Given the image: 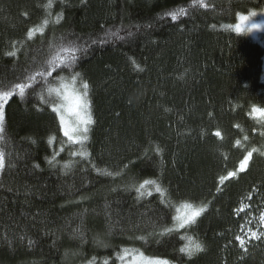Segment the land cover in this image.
I'll use <instances>...</instances> for the list:
<instances>
[{"label":"trees","instance_id":"16d2710c","mask_svg":"<svg viewBox=\"0 0 264 264\" xmlns=\"http://www.w3.org/2000/svg\"><path fill=\"white\" fill-rule=\"evenodd\" d=\"M261 10L264 0H0V87L55 55L70 62L68 41L82 49L74 68L57 61L5 104L0 264H124V249L171 264H264V239L247 253L235 241L241 206L264 211V115L254 110H264V34L233 25ZM74 73L94 121L83 144L37 95L57 99L46 82ZM253 147L247 171L221 182ZM145 180L155 183L136 191ZM184 203L204 211L181 228ZM192 242L203 250L180 251Z\"/></svg>","mask_w":264,"mask_h":264},{"label":"snow or ice","instance_id":"6c2138e0","mask_svg":"<svg viewBox=\"0 0 264 264\" xmlns=\"http://www.w3.org/2000/svg\"><path fill=\"white\" fill-rule=\"evenodd\" d=\"M195 2V0H194ZM51 0H49V4ZM183 12V9L181 10ZM172 19L175 20L177 18L176 13H171ZM255 15V13H252ZM249 19L246 15H239V20L243 23ZM44 25L47 26L49 21L47 19L44 20ZM242 23L236 24V31H242ZM256 27V25H253ZM34 29H29L26 38L32 39L34 35ZM42 34V33H41ZM116 35V33H113ZM96 41H93L95 43ZM105 41H101L103 43ZM12 50L7 53V55L15 57L17 56V52L19 49L16 47V42L12 44ZM70 53V62L65 63L64 60L61 59L59 55H55L50 61L47 62V66H41L40 68H36L32 71L25 70V76L22 81L15 82L11 85H4L0 87V142H7V133L5 127V104L12 98L18 91L19 95L23 97L26 94V90L33 87V83L36 81L37 77L41 80L44 77L51 76L52 72L49 71V67L55 69L57 67V61H60L61 64V71H64L69 68H74L75 63L78 60V57L75 55L76 52L81 51L75 41H68L66 47L62 49ZM67 59V58H65ZM79 73H74L72 75V80L75 82L77 77H79ZM47 92L49 96L52 93L56 94L57 99L48 100L44 97L41 93H37L39 95L41 101L43 103H52V111L57 113L59 118V124L63 131V135L68 138L69 141H75L76 143L83 144L84 141L88 139L89 133V126L94 123L92 114L90 112V104L88 101V88L89 85L87 83L82 84V88L80 90L77 89H69L68 84L61 83L60 87H53L50 85V82H46ZM7 90H4V89ZM57 100L59 102H57ZM255 111H260L261 115H264V110L254 109ZM216 136H220V132H216ZM247 139V137H245ZM240 141H237L239 144ZM259 151L256 148H252L251 151H248L246 155L239 162V168L236 171H231L228 173L227 176H221L220 181L223 182L226 179L233 178L238 176L239 173L247 171L248 165L250 160L253 156L254 152ZM261 155H264V151L260 152ZM6 166V153L3 148H0V171H2ZM111 175V173L109 174ZM116 175H120V173H116ZM155 181L145 180L143 183L136 188V191L140 192L142 189L145 188L146 185L154 184ZM162 188L160 185H156V192H162ZM151 193H149L150 195ZM248 199H251V194H249ZM182 208L186 211L183 214L177 215L174 219L178 222L179 227L183 228L186 225L193 224L196 219L202 214L204 211L203 208L194 207L192 204L184 203ZM179 211V210H178ZM238 211H244V207L242 206ZM259 223L264 225V211L260 212L259 215ZM172 229H167L166 232H171ZM166 234L162 232L161 235ZM138 239H144L143 237H139ZM264 239V231H254L251 227H249L246 231L244 230L243 225L241 226V234L235 236V241L238 242L240 249L247 253L248 251V244L251 241L256 240L260 241ZM203 250V246L200 243L192 242L190 246L186 248H181V252H186L188 255H193L196 252H200ZM124 255H121L119 259L124 261L127 256L131 255V260L128 261V264H170L167 259L159 258V257H148L142 251L139 250H129L124 249ZM107 264V262H105Z\"/></svg>","mask_w":264,"mask_h":264},{"label":"rangeland","instance_id":"374dc122","mask_svg":"<svg viewBox=\"0 0 264 264\" xmlns=\"http://www.w3.org/2000/svg\"><path fill=\"white\" fill-rule=\"evenodd\" d=\"M246 16L249 17L247 21H244L242 23L240 20H238V22L233 25V28L236 30V27H235L236 24L242 23V31L246 30L244 32L248 33L252 38L262 42L260 40V35L264 34V10H261L255 13V15H252V13H250V14H247ZM253 25H256V27H253ZM262 45H264V42H262ZM263 79H264V64H263ZM61 83L68 84L70 90L72 89L80 90L82 88V85L75 84L74 81L69 82L67 80L61 81L57 87H60ZM57 102L59 101L57 100ZM243 207H244V211H242L241 213H245L244 222L242 224L244 227V230L246 231L249 227H251L254 231H264V225H261L259 223V215H260L258 214L259 209L252 207L251 204H249V206L245 204L243 205ZM184 211L186 210H183L181 214H183ZM240 234H241V230H240ZM148 257H152V256H148ZM129 260H131V258ZM128 261H122V263L128 264Z\"/></svg>","mask_w":264,"mask_h":264}]
</instances>
